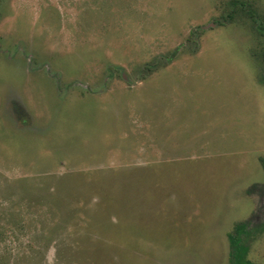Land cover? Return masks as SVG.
Here are the masks:
<instances>
[{
	"label": "rangeland",
	"instance_id": "obj_1",
	"mask_svg": "<svg viewBox=\"0 0 264 264\" xmlns=\"http://www.w3.org/2000/svg\"><path fill=\"white\" fill-rule=\"evenodd\" d=\"M229 1L0 0V264H228L264 227V0Z\"/></svg>",
	"mask_w": 264,
	"mask_h": 264
},
{
	"label": "trees",
	"instance_id": "obj_2",
	"mask_svg": "<svg viewBox=\"0 0 264 264\" xmlns=\"http://www.w3.org/2000/svg\"><path fill=\"white\" fill-rule=\"evenodd\" d=\"M247 4L239 0H230L229 7L231 12L228 14V19H232L233 15L237 13V9H243ZM260 33L264 34V27H259ZM260 166L264 173V158H260ZM263 225L251 227L247 222L236 223L232 231L228 234L229 257L228 264H252L247 258L249 251V243L262 230Z\"/></svg>",
	"mask_w": 264,
	"mask_h": 264
}]
</instances>
